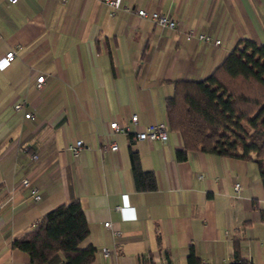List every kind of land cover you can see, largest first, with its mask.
I'll return each instance as SVG.
<instances>
[{
	"label": "crops",
	"instance_id": "0c3cea01",
	"mask_svg": "<svg viewBox=\"0 0 264 264\" xmlns=\"http://www.w3.org/2000/svg\"><path fill=\"white\" fill-rule=\"evenodd\" d=\"M118 2L0 0V57L15 50L7 65L0 62V264H30L12 240L72 198L89 228L80 244L97 249L89 264H187L190 247L201 264H230L235 255L264 264V187L255 161L198 150L177 160L181 138L171 126L165 142L132 137L168 120L164 98L175 80L205 77L240 38L264 44V0ZM142 7L148 15L138 17ZM153 11L175 27L151 19ZM190 30L220 42L213 48L187 37ZM21 100L25 108L14 110ZM112 119L128 131L112 136L117 150H102ZM129 144L143 169L155 171V189L135 188ZM24 176L40 187V200L17 187ZM101 246L111 248L107 258Z\"/></svg>",
	"mask_w": 264,
	"mask_h": 264
},
{
	"label": "trees",
	"instance_id": "16d2710c",
	"mask_svg": "<svg viewBox=\"0 0 264 264\" xmlns=\"http://www.w3.org/2000/svg\"><path fill=\"white\" fill-rule=\"evenodd\" d=\"M173 84L164 104L169 124L181 138L176 159L184 161L189 150H198L253 160L264 187V44L240 38L205 77ZM128 157L135 188L155 189V171L143 169L131 144ZM88 233L81 202L72 198L43 214L11 247L26 253L30 264H89L97 249L80 244ZM187 264H201L191 247ZM230 264L254 263L235 255Z\"/></svg>",
	"mask_w": 264,
	"mask_h": 264
},
{
	"label": "built area",
	"instance_id": "2783aa9c",
	"mask_svg": "<svg viewBox=\"0 0 264 264\" xmlns=\"http://www.w3.org/2000/svg\"><path fill=\"white\" fill-rule=\"evenodd\" d=\"M9 1L14 2L16 0H9ZM61 1L65 2V0H61ZM102 2L106 3L107 5L113 8H118L119 6L118 0H102ZM123 9H127V7L124 6ZM111 13L112 14L114 13L113 10L111 11ZM146 15L148 14H147L145 7H142L137 10L138 17L146 16ZM149 16L151 19L155 20L160 25H163V26L165 25L171 28L175 27L176 25V21L173 18H170V16L167 13H158L156 11H153L149 14ZM186 35L187 37H191L192 35H195V33L193 30H190L186 33ZM195 36L197 40H203L205 42H208L213 48H215L220 42L219 39H213L211 38L210 35L205 34V33H197ZM14 57H15V50L7 51L4 55L0 57V62L2 66L7 65ZM44 78H45L44 74H40L37 76L36 78L37 87L41 86L42 82L44 81ZM25 106H26L25 100H21V101L14 103L13 108L14 110H20V109H24ZM24 115L26 117H31L32 112L25 111ZM137 118L138 116L136 113H132L130 115V119L134 123L137 122ZM127 131H128V127H126L125 125L118 123V121L115 119L110 120L107 125V132L105 133L104 136L102 135L100 136L101 149L102 150H117L118 148L117 142L112 138V136L116 133L127 132ZM169 131H170L169 121L161 120V121H157V122H153V123H149L145 125L141 130L136 131L132 137L137 138V139H146V140H161L165 142L168 138ZM82 146H83V139H78L75 145L71 146V150L73 154L77 155ZM33 157H36V154H33ZM17 187L25 190L28 196L32 200L38 201L41 199L40 187L34 183L32 178L28 176L22 177ZM233 188H234L235 193L238 194L241 188L240 183L235 182L233 184ZM104 225L107 228H111V221H108V220L105 221ZM98 251L101 253V255L107 258L109 256L111 248L108 246H101L98 248Z\"/></svg>",
	"mask_w": 264,
	"mask_h": 264
}]
</instances>
